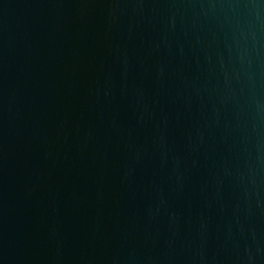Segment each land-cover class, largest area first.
Segmentation results:
<instances>
[{
    "label": "water",
    "instance_id": "95a60500",
    "mask_svg": "<svg viewBox=\"0 0 264 264\" xmlns=\"http://www.w3.org/2000/svg\"><path fill=\"white\" fill-rule=\"evenodd\" d=\"M0 264H264V0H0Z\"/></svg>",
    "mask_w": 264,
    "mask_h": 264
}]
</instances>
